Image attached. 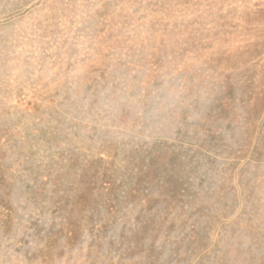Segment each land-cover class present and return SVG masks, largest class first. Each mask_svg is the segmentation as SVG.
I'll return each mask as SVG.
<instances>
[{"label": "rangeland", "instance_id": "rangeland-1", "mask_svg": "<svg viewBox=\"0 0 264 264\" xmlns=\"http://www.w3.org/2000/svg\"><path fill=\"white\" fill-rule=\"evenodd\" d=\"M0 264H264V0H0Z\"/></svg>", "mask_w": 264, "mask_h": 264}]
</instances>
